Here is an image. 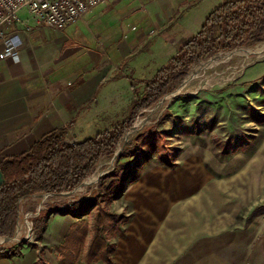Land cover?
<instances>
[{
  "label": "rangeland",
  "instance_id": "obj_1",
  "mask_svg": "<svg viewBox=\"0 0 264 264\" xmlns=\"http://www.w3.org/2000/svg\"><path fill=\"white\" fill-rule=\"evenodd\" d=\"M144 86L110 120H126ZM116 151L79 187L24 197L18 240L0 238L22 255L3 264H264V41L197 61ZM55 202L75 209L52 212L37 239L36 217Z\"/></svg>",
  "mask_w": 264,
  "mask_h": 264
},
{
  "label": "crops",
  "instance_id": "obj_2",
  "mask_svg": "<svg viewBox=\"0 0 264 264\" xmlns=\"http://www.w3.org/2000/svg\"><path fill=\"white\" fill-rule=\"evenodd\" d=\"M226 1L108 0L62 30L24 31L19 62L4 57L0 40V163L70 121L79 141L98 124L117 123L110 119L125 108V94L145 85Z\"/></svg>",
  "mask_w": 264,
  "mask_h": 264
},
{
  "label": "trees",
  "instance_id": "obj_3",
  "mask_svg": "<svg viewBox=\"0 0 264 264\" xmlns=\"http://www.w3.org/2000/svg\"><path fill=\"white\" fill-rule=\"evenodd\" d=\"M264 41V0H228L206 17L201 29L146 81L144 91L132 103L126 120L81 141L69 140L70 121L44 133L31 147L6 156L0 163L5 181L0 184V237H13L19 220L20 201L40 193L59 194L79 187L93 175L104 157H112L118 143L144 109L171 93L200 59L237 46ZM132 143H130V147ZM75 204L55 202L36 217V237L42 239L52 212H73ZM100 213L94 226L107 223ZM98 237V235H97ZM22 245L0 248V259L22 255ZM43 251V250H42ZM112 261V260H108ZM38 264H47L42 255ZM91 264V261H88Z\"/></svg>",
  "mask_w": 264,
  "mask_h": 264
},
{
  "label": "built area",
  "instance_id": "obj_4",
  "mask_svg": "<svg viewBox=\"0 0 264 264\" xmlns=\"http://www.w3.org/2000/svg\"><path fill=\"white\" fill-rule=\"evenodd\" d=\"M106 1L0 0V40L4 57L13 62L21 60L24 31H31L35 25L62 30L84 20L90 10Z\"/></svg>",
  "mask_w": 264,
  "mask_h": 264
},
{
  "label": "water",
  "instance_id": "obj_5",
  "mask_svg": "<svg viewBox=\"0 0 264 264\" xmlns=\"http://www.w3.org/2000/svg\"><path fill=\"white\" fill-rule=\"evenodd\" d=\"M233 53V52H232ZM128 134V133H127ZM118 151H116L115 155L117 154ZM5 181V178H4V175H3V172L0 170V184H3ZM17 235V233H16ZM16 235L13 236V237H0L1 239H3L4 241H11V240H18L16 239ZM2 240V241H3Z\"/></svg>",
  "mask_w": 264,
  "mask_h": 264
}]
</instances>
